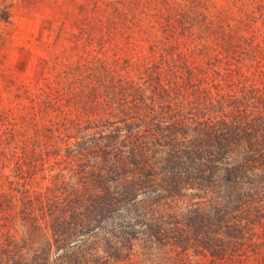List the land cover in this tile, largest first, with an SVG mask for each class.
I'll use <instances>...</instances> for the list:
<instances>
[{"label":"trees","instance_id":"obj_1","mask_svg":"<svg viewBox=\"0 0 264 264\" xmlns=\"http://www.w3.org/2000/svg\"><path fill=\"white\" fill-rule=\"evenodd\" d=\"M157 16L149 51L90 41L32 136L2 123L0 264H264V37Z\"/></svg>","mask_w":264,"mask_h":264},{"label":"rangeland","instance_id":"obj_2","mask_svg":"<svg viewBox=\"0 0 264 264\" xmlns=\"http://www.w3.org/2000/svg\"><path fill=\"white\" fill-rule=\"evenodd\" d=\"M166 10H178L189 22L195 20L191 27L195 35H207L205 24L242 22L258 29L255 34L260 40L264 37V0H0V133L7 119H13L17 127L30 126L28 136L34 134L35 123L39 126L48 120L46 92L52 86L53 98L59 95L54 88L60 74L67 73L68 80L79 75L72 70L75 64L97 52L90 41L132 38L134 44L149 51L147 38L154 36H147L146 31L161 36L156 30L165 19L157 15ZM178 32L186 36L187 31L179 28ZM2 150L0 143V170L10 162ZM258 233L254 250L260 254L264 241L260 242L263 238ZM148 254L140 259L143 262L135 257L124 264H210L201 257L184 261L176 254L164 263L159 259L163 254Z\"/></svg>","mask_w":264,"mask_h":264}]
</instances>
